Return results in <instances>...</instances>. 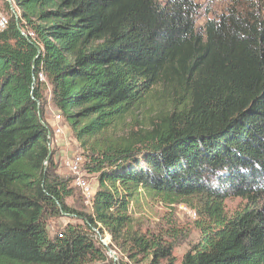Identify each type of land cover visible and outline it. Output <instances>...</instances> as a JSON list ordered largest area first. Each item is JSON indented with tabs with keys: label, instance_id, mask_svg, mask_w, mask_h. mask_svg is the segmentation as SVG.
Segmentation results:
<instances>
[{
	"label": "trees",
	"instance_id": "obj_1",
	"mask_svg": "<svg viewBox=\"0 0 264 264\" xmlns=\"http://www.w3.org/2000/svg\"><path fill=\"white\" fill-rule=\"evenodd\" d=\"M4 2L0 264L112 259L93 231L112 234L106 217L66 202L48 106L99 173L95 203L112 201L104 181L134 180L196 210L200 235L178 264H264V9L230 6L196 29L193 0ZM150 102L161 106L134 124ZM229 197L243 204L227 212ZM61 215L78 223L51 236ZM161 240L130 230L118 247L176 264Z\"/></svg>",
	"mask_w": 264,
	"mask_h": 264
},
{
	"label": "rangeland",
	"instance_id": "obj_2",
	"mask_svg": "<svg viewBox=\"0 0 264 264\" xmlns=\"http://www.w3.org/2000/svg\"><path fill=\"white\" fill-rule=\"evenodd\" d=\"M4 1L0 0V14L8 18L9 12ZM193 1L199 6V12L195 19L196 29H201L207 19L217 17L230 6H235L242 11L264 9V0ZM46 93L47 97H49L50 87H48ZM150 103L152 106L148 110L144 111L140 109L134 113V124L149 119L161 106V103ZM47 112L48 115H53V117L59 113L56 109L49 106ZM62 122L60 118L57 125H62ZM60 135L64 142L60 145L61 147L55 146L52 149L56 173L64 178H68L70 187L73 189L72 196L66 198V202L69 205H73L77 210H83L94 215L96 218L100 214L104 215L112 232L111 234L109 230L104 228L103 235L101 236L98 231L93 230L101 244H103L102 241H105L111 247V251L116 255V261L109 259L108 261H94L91 264H149L151 256L139 253L134 259H130L118 247L119 244L124 242L126 232L130 230H136L141 234H153L155 237L161 238L163 242L175 243L172 256L176 264L180 263L183 254L189 249L191 244L196 242L200 235L197 226L200 216L197 215L196 210L182 202L174 201L172 194L154 190L145 183L134 180H125L116 183L104 181L102 190L111 195L112 201L108 203L107 201L101 200L95 203L93 200L91 204H87L80 189L73 184L74 176L66 167L62 166V163L64 164V161L69 159L73 152L80 154L83 159L80 174L84 176L95 193L99 187V173L89 172L85 168L86 164L89 163V158L82 151V148L80 149L78 147L76 140L64 125L63 133L61 132ZM224 203L225 210L232 212L243 204V200L238 197H229ZM71 217L72 219L61 215L57 218H49L47 221V229L50 235L52 236L56 231L60 234L59 232L66 222L72 221L73 223H78V220L74 219L73 216ZM105 250L110 256L106 247ZM159 264H165V260L160 259Z\"/></svg>",
	"mask_w": 264,
	"mask_h": 264
},
{
	"label": "built area",
	"instance_id": "obj_3",
	"mask_svg": "<svg viewBox=\"0 0 264 264\" xmlns=\"http://www.w3.org/2000/svg\"><path fill=\"white\" fill-rule=\"evenodd\" d=\"M6 25L7 18L0 15V29L4 28ZM54 118L58 121L60 119V115L56 114ZM54 131L55 133L63 132V125H57L56 127H54ZM82 164L83 159L81 155L73 152L71 157L69 159H66L64 161V164L62 163V166L66 167V169L74 176L73 184L80 189V192L83 195L85 202L87 204H91L94 199L95 192L91 189L89 183L86 181L84 176L80 174ZM58 235L61 236V234Z\"/></svg>",
	"mask_w": 264,
	"mask_h": 264
},
{
	"label": "crops",
	"instance_id": "obj_4",
	"mask_svg": "<svg viewBox=\"0 0 264 264\" xmlns=\"http://www.w3.org/2000/svg\"><path fill=\"white\" fill-rule=\"evenodd\" d=\"M1 15V14H0ZM52 111V110H51ZM49 116L47 118V122L49 123L50 127H56V125L58 124V121L53 117V115H46V117ZM63 133V132H62ZM63 139L60 135V133H55L52 137V147L58 146L61 147L60 145L63 143Z\"/></svg>",
	"mask_w": 264,
	"mask_h": 264
},
{
	"label": "water",
	"instance_id": "obj_5",
	"mask_svg": "<svg viewBox=\"0 0 264 264\" xmlns=\"http://www.w3.org/2000/svg\"><path fill=\"white\" fill-rule=\"evenodd\" d=\"M10 6V9L15 12V10L13 9V5L11 3V0H6ZM34 64V63H33ZM48 145H50V143H48ZM50 157V153L48 154V156L46 157V160H45V163L47 162V160L49 159ZM72 216V215H70ZM95 231H97L96 229H93ZM102 241V240H101ZM103 245L106 247L108 253L110 254V256L112 257L113 261H116V255L111 251V249L108 247L107 243L105 241H102Z\"/></svg>",
	"mask_w": 264,
	"mask_h": 264
}]
</instances>
